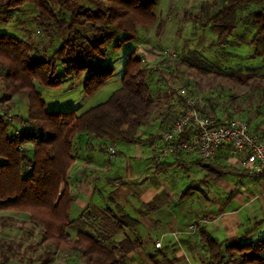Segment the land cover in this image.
I'll use <instances>...</instances> for the list:
<instances>
[{"label": "trees", "instance_id": "16d2710c", "mask_svg": "<svg viewBox=\"0 0 264 264\" xmlns=\"http://www.w3.org/2000/svg\"><path fill=\"white\" fill-rule=\"evenodd\" d=\"M221 2L217 13L205 23L201 13L189 15L198 24L196 30L210 29L216 34L213 46H222L231 43L229 40L242 26L244 33L252 31V36L249 40L241 37L234 49L250 46L255 50L254 55L261 58L264 55V0ZM26 5L36 9L35 22L44 35L51 41L61 37L62 45L50 57L39 58L31 40L0 33V77L4 83L0 101L10 103L18 97L27 101L28 109L26 119L13 117L14 106L11 104L0 113V213L28 214L30 221L40 227L42 243L46 246L42 264H47L54 251L77 253L88 264H124L128 254L142 246L140 241L125 239L116 247H109L107 238L83 230L78 231L76 239L70 238L69 230L78 222L70 218L76 199L67 186L68 172L76 162L73 145L77 136L113 143L145 142L138 138V129L149 124L151 116L163 107L155 96L150 78L155 71L146 66L137 50L129 52L120 79L121 87L112 92L106 102L82 114L75 109L48 111L39 86L58 89L67 80H75L82 83L84 94L93 96L114 76L115 68L105 64L109 49L118 51L129 43L138 46L142 39L140 30L156 27L159 38L168 21L159 22L156 13L159 0H0V22L9 23ZM251 5L256 7L249 8ZM241 13H244L243 17H240ZM261 46L262 50L258 48ZM193 58L200 66L210 62L198 50L193 52ZM96 60L102 62L96 63ZM166 64L174 65L170 61ZM60 65L65 69L63 75L59 73ZM195 69L201 71V68ZM253 78L248 77L247 83ZM74 87L75 83H72L70 90ZM177 91L176 103L181 115L185 97ZM216 100L209 95L201 111L217 117L219 103ZM236 112L228 111V118L233 119ZM168 116L172 115L163 117L169 119ZM15 119L20 121L19 127L11 132ZM248 124L250 127L251 123ZM255 126L254 129L250 127L251 131L264 141V122ZM29 145H32L31 149L27 148ZM214 159L208 160V164L199 162L208 171L205 183L221 178L233 168L217 164ZM185 194L186 197L190 195ZM229 203L230 199L221 205L216 216L222 214ZM89 213L85 211L79 222ZM112 217L116 219L118 231L127 228L131 221L126 216L113 214ZM263 223L264 219L256 221L242 237L221 242L201 229L200 242L208 252V262L204 264H264V238L257 242L251 240ZM0 254L1 264H10L11 257L6 252ZM159 256L151 257L152 264H176L166 256L160 260Z\"/></svg>", "mask_w": 264, "mask_h": 264}, {"label": "rangeland", "instance_id": "374dc122", "mask_svg": "<svg viewBox=\"0 0 264 264\" xmlns=\"http://www.w3.org/2000/svg\"><path fill=\"white\" fill-rule=\"evenodd\" d=\"M214 2H217V5H214ZM221 4V0H159L156 12L159 22H165L166 19L168 21L161 37L158 38V36H156V27L153 29H146L145 31L140 30L142 39H140L139 46H137L136 43H129L118 51L110 48L106 53L105 64L107 66L111 64L112 67L115 68L114 76L109 79V82H107L104 87L94 93L93 96L84 94L82 83L75 80H67L62 87L58 89H45L39 86V92L46 102V109L48 111H67L75 109L78 114H82L92 107L106 102L112 92L121 87L120 79H122L125 68L124 65L130 54L129 52L138 50L137 53L142 55L146 63L148 62V65H151L150 67L155 66L156 72L157 68L161 71L159 76L155 75L150 77L153 90L157 88L156 81L161 78V74L169 73V77L171 76L172 78V73H176L187 81L186 85L190 84V89L200 94L203 99L209 97V95L217 96L222 99V102H224L222 107L223 111L226 113H228V111H237L235 113V118L246 119L251 123V129H254V127H256L255 125H261L264 122V55L261 58L256 57L254 55V48H250V46L246 45L240 46L239 49H234L241 40V37L249 40L252 36V31L244 33V29L241 26L238 34H236L233 39L229 40L231 43H228V45L213 46L216 40V34L210 29L196 30L195 27L198 24L189 16L201 13V16L204 18L203 23H205L207 18H211L217 13V9L221 7ZM251 7H256V5L249 6V8ZM184 13H187V16ZM36 15L37 11L34 6L26 5L21 11L15 13L9 23L5 24L0 22V33H8L22 40H31L39 53L37 57H50V55L62 45V38L57 37L55 40L51 41L44 35L41 28H39L35 22ZM243 16L244 13L240 17ZM262 47L263 46L258 48L262 50ZM196 50L200 51V53H204V55L209 58L210 62H206L207 64L200 66L199 62L197 63L193 58V52ZM174 54H177L178 58H174ZM96 61V63L102 62L99 60ZM169 61L172 64L174 63V65L169 64L168 66L166 63ZM191 64L194 66L190 67ZM194 67L201 68V71L197 72ZM58 69L59 73L63 75L65 69H63L61 65ZM248 77H254L250 83H247ZM1 78L2 77H0V99L4 94V83ZM161 79L163 80V78ZM72 83H75V87L70 90ZM9 104L14 106L11 112L13 117L17 115L26 119L28 114L26 100L14 97L10 103H3L0 101V113H2V111L4 112V109H6ZM12 123L15 124V126L12 125L10 131L14 132L19 127L18 124L20 121L15 119ZM145 128L149 129L148 131L152 133L154 132L151 130V127H143V129L140 130V136L143 138L150 134L146 130V135V131H144ZM82 139L83 140L77 136L73 147L76 159L81 158L80 152L84 153V162L82 164L85 167H90V157L93 158V152L97 151L100 145L106 148L115 145L118 151L123 152L124 155L133 156L136 153L134 148H131L133 147L132 144H126L124 142H103L100 140L94 142L95 140L87 136H82ZM80 146L81 149L79 148ZM27 148L31 149L32 145H29ZM96 153L98 155V160H101L104 156L107 160L109 159L107 158L109 155L104 152L101 153L97 151ZM87 155L89 156L88 158ZM117 158V161L124 159L122 156ZM102 164L105 163L101 162L100 164H96L97 166L91 163V167L93 169L95 168V170L103 169L104 171L106 169ZM195 169L196 168L191 167H188V169L175 167L172 168V171L169 173L173 176V179H183V183L180 185L183 186L182 190L184 191L191 184V179H197L199 176L202 178L205 175V173L203 174L200 172L202 170ZM230 178L237 179L234 174H231ZM75 193L77 195L79 191ZM194 194L204 197L202 193L196 192ZM228 194L229 193L220 192L218 195L217 193L216 196L221 199L219 204L226 199ZM215 206L218 209L219 206ZM0 215L2 217L0 219V253L6 252V254L11 257L10 264H42V260L45 258L44 251L46 246L42 243L40 227L35 226L30 221L29 215L25 213L7 211L0 213ZM210 215L211 214H208L206 216L209 217ZM101 219L102 217L99 213L91 211L89 215L84 217L83 221L76 224V227L78 230H83L94 235H109L108 232L113 229V224L110 222L113 220L110 218L112 221L109 220L110 222H107L109 225L104 227L105 229H101V232H98L100 230V223L105 222ZM82 223H86V225H82ZM104 225L106 226L105 223ZM76 227H73L72 230H75ZM191 231L193 233L195 229L193 228ZM69 233H72L75 237V234H73L71 230H69ZM262 238H264V227L255 233L251 240L257 242ZM152 242L154 245L156 244L155 241ZM107 246H109V244ZM178 249L180 250L181 247ZM203 249L204 248H199L194 254H189L187 252L189 258L183 257L182 260L186 261V264H204L208 262L207 249ZM159 258L160 260L163 259L164 253H162ZM176 261L179 263V260ZM47 264L88 263L77 253L54 251L48 258Z\"/></svg>", "mask_w": 264, "mask_h": 264}, {"label": "crops", "instance_id": "0c3cea01", "mask_svg": "<svg viewBox=\"0 0 264 264\" xmlns=\"http://www.w3.org/2000/svg\"><path fill=\"white\" fill-rule=\"evenodd\" d=\"M148 64L147 62L146 66ZM150 66L147 67L156 72L155 66ZM160 73V69L157 68L153 76H159ZM168 74H161L163 80L160 78L156 81L155 96L161 100L163 107L151 116L149 124L138 129V138L145 142L132 144L131 148H134L135 155H124L115 145L109 148L100 146L97 151L108 154V160L105 156L98 160L97 151H94L93 158L90 157V167H85L82 164L84 153L80 152L81 158H75L76 162L68 172L67 186L76 199L70 211L72 221L79 222L85 211H95L102 217L101 220L105 221L100 223L98 232L109 225L107 224L109 220H113L110 222L113 224V229L108 232L109 235L101 236L107 238L106 245L116 247L125 239L141 242L142 246L128 254L124 264H152L151 257L162 253L167 259L179 260L176 264H186L182 258H189L187 252L194 254L199 248L206 250L200 242L201 229L221 242L230 238L242 237L248 230H251L256 221L264 219V179H255L249 173L243 172L245 171L241 164L243 157L231 159L227 154V149H222L218 152L214 162L233 168L230 173L206 183L204 179L208 176V171L199 162L208 164L209 161L202 160L197 153L180 152L177 155L171 153L166 155L162 161H157L156 155L164 145L161 138L162 131L172 124L176 115L180 114V107L176 103L178 102L177 90L184 88L187 82L176 73H172V78ZM214 97L219 103L217 118L222 119L227 115L222 109L224 102L219 97ZM167 114L172 116L164 119L163 116ZM145 126L151 127L154 132L145 128L144 131L147 130L150 134L143 138L140 136V130ZM151 138L152 140L147 141ZM90 139L95 140L94 142L97 140L94 137ZM79 148L81 149V146ZM111 148L116 150L114 156H111ZM119 156L124 159L117 161ZM101 162L105 163L102 165L106 170H95L91 167V163L97 166L96 164ZM175 167L196 168L195 170H202L200 172L205 175H202V178L199 176L200 179H191V184L183 191V186L180 185L183 179H173L169 173ZM231 174H234L237 179L230 178ZM76 191H79L77 195ZM196 192L204 194V197L196 196L194 194ZM220 192L229 193L221 204H219L221 199L216 196ZM185 193L190 195L186 197ZM229 199L230 203L225 211L216 216L221 205ZM215 205L219 206L218 209ZM113 214L117 217L126 216L131 219L129 226L118 231L116 219L112 217ZM208 214L211 215L207 217ZM263 227L264 223L258 230H255V233ZM193 228L195 231L192 233ZM70 230L75 234L74 237L70 233V238H76L79 231L77 227L76 231ZM152 241L155 243L161 241V249L155 248ZM179 247H181L180 250Z\"/></svg>", "mask_w": 264, "mask_h": 264}, {"label": "built area", "instance_id": "2783aa9c", "mask_svg": "<svg viewBox=\"0 0 264 264\" xmlns=\"http://www.w3.org/2000/svg\"><path fill=\"white\" fill-rule=\"evenodd\" d=\"M173 56L178 58L177 54ZM178 90L185 97L183 113L163 129L161 138L164 145L156 155L157 161L180 152H194L208 161L216 158L222 149H227L231 159L243 157L241 164L252 177L264 179V141L251 131L248 121L235 117L229 119L228 115L222 119L206 115L201 111L206 102L200 94L190 87ZM110 152L114 156L115 148ZM161 246L162 242L158 241L154 247L161 249Z\"/></svg>", "mask_w": 264, "mask_h": 264}]
</instances>
